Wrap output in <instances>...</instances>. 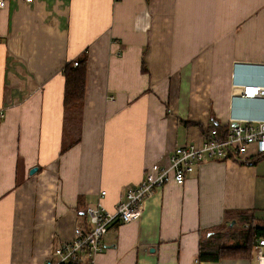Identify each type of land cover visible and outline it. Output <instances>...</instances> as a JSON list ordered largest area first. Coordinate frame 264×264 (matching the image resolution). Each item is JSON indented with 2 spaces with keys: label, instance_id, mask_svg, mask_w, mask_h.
Wrapping results in <instances>:
<instances>
[{
  "label": "crops",
  "instance_id": "0c3cea01",
  "mask_svg": "<svg viewBox=\"0 0 264 264\" xmlns=\"http://www.w3.org/2000/svg\"><path fill=\"white\" fill-rule=\"evenodd\" d=\"M82 59L84 104L65 111L63 70ZM250 84L264 85V0H9L0 8V264H47L90 228L86 210L102 190L114 212L176 146L201 145L231 118L264 119L263 98L233 97ZM263 156L251 146L244 162L204 160L184 183L157 188L139 219L112 224L96 264H258L255 250L212 260L201 249L230 225L264 226Z\"/></svg>",
  "mask_w": 264,
  "mask_h": 264
},
{
  "label": "built area",
  "instance_id": "2783aa9c",
  "mask_svg": "<svg viewBox=\"0 0 264 264\" xmlns=\"http://www.w3.org/2000/svg\"><path fill=\"white\" fill-rule=\"evenodd\" d=\"M8 2L9 0H0V8L5 7ZM74 65L77 66L78 61ZM237 90L233 97L238 95L245 99H264V85L250 84L240 86ZM2 116L0 113V117ZM227 128L225 134L219 132L218 127L208 130L201 145L176 146L169 154L167 164H155L135 187L125 191L114 212L108 211L103 205L102 198L106 191L102 190L96 206H90L86 210L90 228H77L74 239L56 247L54 256L47 260V264H66L78 258L83 264H96L97 256L105 250L103 239L112 224L117 220L131 222L139 219L145 200L157 188L170 181L184 183L186 175L204 160L233 158L244 162L251 146H255L256 154L264 153V119L231 118ZM254 250L258 264H264V243L257 241ZM195 264H201L200 260L196 259Z\"/></svg>",
  "mask_w": 264,
  "mask_h": 264
},
{
  "label": "trees",
  "instance_id": "16d2710c",
  "mask_svg": "<svg viewBox=\"0 0 264 264\" xmlns=\"http://www.w3.org/2000/svg\"><path fill=\"white\" fill-rule=\"evenodd\" d=\"M63 75L65 77V90H64V108L65 111H75L81 108L84 104L86 95V83H87V60L82 59L78 61V65L75 66L74 63H68L64 70ZM2 117H0L1 119ZM218 127L219 132L225 134L227 131V126H211L210 129ZM264 157V156H263ZM240 225H243L240 222ZM239 225V226H240ZM237 224L230 225L225 233L219 232L213 240H209L208 244L215 245L217 240H229L230 237H234L236 240L239 237V233H236L233 229ZM245 231V229H244ZM238 236V237H237ZM246 240H243L239 245H223L222 243L216 244V248L212 245V250L214 248L215 252L206 251L201 249V258L203 259H216L220 260L223 258L232 257H246L250 256L254 250V246L257 241L261 240L264 243V226H257L254 223H249L246 228L245 233ZM217 239V240H216ZM216 240V241H215ZM239 243V241H237ZM66 264H83V261L78 259L70 260Z\"/></svg>",
  "mask_w": 264,
  "mask_h": 264
},
{
  "label": "rangeland",
  "instance_id": "374dc122",
  "mask_svg": "<svg viewBox=\"0 0 264 264\" xmlns=\"http://www.w3.org/2000/svg\"><path fill=\"white\" fill-rule=\"evenodd\" d=\"M234 222V220L231 222V224ZM236 233H239V239H240V236L242 237V235L245 233V231L242 229L241 226L237 225L236 227H234L233 229ZM237 241H240L242 242L243 240H237Z\"/></svg>",
  "mask_w": 264,
  "mask_h": 264
},
{
  "label": "water",
  "instance_id": "95a60500",
  "mask_svg": "<svg viewBox=\"0 0 264 264\" xmlns=\"http://www.w3.org/2000/svg\"><path fill=\"white\" fill-rule=\"evenodd\" d=\"M37 169H38V167H34V168H32V169H31V173H34V172H36V171H37Z\"/></svg>",
  "mask_w": 264,
  "mask_h": 264
}]
</instances>
